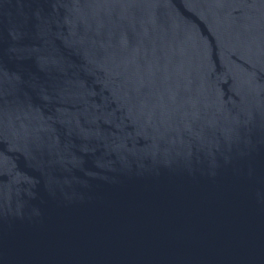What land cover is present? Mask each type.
<instances>
[{"label": "water", "instance_id": "water-1", "mask_svg": "<svg viewBox=\"0 0 264 264\" xmlns=\"http://www.w3.org/2000/svg\"><path fill=\"white\" fill-rule=\"evenodd\" d=\"M0 264H264V0H0Z\"/></svg>", "mask_w": 264, "mask_h": 264}]
</instances>
